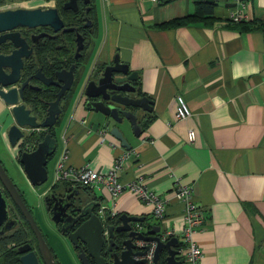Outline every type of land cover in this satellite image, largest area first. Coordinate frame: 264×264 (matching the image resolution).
<instances>
[{
	"label": "crops",
	"instance_id": "0c3cea01",
	"mask_svg": "<svg viewBox=\"0 0 264 264\" xmlns=\"http://www.w3.org/2000/svg\"><path fill=\"white\" fill-rule=\"evenodd\" d=\"M252 1L247 20L264 18ZM211 6L208 18L184 22L194 13L195 0L97 4L100 57L107 61L117 53L138 73L141 91L153 101L139 136L126 127L131 152L118 179L142 182L164 199L166 221L179 236L184 219L173 191L180 184L192 187L205 218L193 236L202 250L201 264H264V30H236L229 7ZM177 95L191 112L182 120L175 117ZM67 108L57 161L66 153L68 166L111 169L123 153L120 143L97 132L82 98ZM11 121L10 108L0 100L4 130ZM59 126L53 129L56 138ZM189 130L195 132L192 142ZM4 143L9 151L7 138ZM115 209L151 216L150 206L129 191L119 195ZM70 260L58 262L79 264L75 257Z\"/></svg>",
	"mask_w": 264,
	"mask_h": 264
},
{
	"label": "water",
	"instance_id": "95a60500",
	"mask_svg": "<svg viewBox=\"0 0 264 264\" xmlns=\"http://www.w3.org/2000/svg\"><path fill=\"white\" fill-rule=\"evenodd\" d=\"M205 1L225 7L232 6L230 3H221L217 0ZM95 8H97L96 1ZM51 11L17 9L0 12V43L7 40L14 48L7 55L0 54V100L10 108L12 118L11 123L5 128L9 147H18L26 133L32 129L45 130L43 139L34 148L27 151L18 147L17 153L13 155L28 182L33 186L47 181L49 157L57 148V138L53 129L60 125L62 116L68 109L63 111L60 107V98L67 90L72 91L68 104L72 100L82 98L84 109L94 117L93 123L98 127L97 132L103 137L106 134L111 136L120 143L123 151L129 153L131 145L125 137L126 127L130 128L133 135L139 136L144 117L151 113L153 104L152 99L141 91L138 73L130 70L127 63L121 62L116 53L98 70H94L95 63L93 60L90 62L88 58L83 63H72L68 68L56 69L53 75L55 80L51 77L45 81L41 70L33 74L31 77L40 78L45 84L53 83L59 89L56 98L48 102L44 119L38 121L25 104L21 103L23 87L30 78H27L20 87L17 86L23 68V59L27 58L31 51L26 38L18 29L54 26L53 21H58V18L50 14ZM59 27L54 26V31H58ZM81 48L77 45L74 61L78 60ZM5 68L9 70L5 71ZM59 119L60 122L57 123ZM67 182L71 183V187H75L72 181ZM58 183L61 184L55 179V183L46 192L45 204L55 224L59 221L65 222L61 220L63 216L70 219L68 230L66 231L62 225L61 233L67 234L73 245L79 241L86 248V251L75 253V259L79 264H147L148 255L152 264H159L161 260L164 264H181L178 257H180L182 236L175 235L170 226L169 229L173 232L171 235L166 233L167 230L165 231L162 224L152 215L135 216L119 213L116 209L112 210L113 215L107 214L111 211L110 208L105 207L108 196L105 197L100 188H82L85 190L82 195L79 191L68 193L67 189V194L62 197L56 193L57 190L62 189L61 186L54 189ZM0 185H3L13 204L19 209L37 242L39 256L28 242L18 247L19 263L58 264L33 214L1 160ZM69 197L71 198L69 204H60ZM10 205L0 188V235L11 230L18 222L10 218L8 209ZM57 206L60 207L62 215L57 214ZM70 206L72 210L67 212L65 208ZM114 233L121 237L120 245L117 251H113L106 259L101 254L104 238L108 235L111 243Z\"/></svg>",
	"mask_w": 264,
	"mask_h": 264
},
{
	"label": "flooded vegetation",
	"instance_id": "af4514ba",
	"mask_svg": "<svg viewBox=\"0 0 264 264\" xmlns=\"http://www.w3.org/2000/svg\"><path fill=\"white\" fill-rule=\"evenodd\" d=\"M95 1L96 0H0V12L17 9H40L42 11L54 10L55 12L51 11L50 14L56 15L58 18V21H53L55 27L60 26L58 31H54V26L51 25L35 27L32 29H18L21 35L26 38L29 44L28 48L31 51L28 57L23 59V68L20 71V78L17 86L20 87L27 78H30L23 87V98L21 103L25 104L26 108L30 110L32 115L36 116L38 121L44 119L48 102L56 98V93L59 89L53 83L45 84L40 78L31 77L33 74H36L38 70H41L45 81L51 77L52 80H55L53 75L56 69L68 68L72 63H83L84 61H87L88 58H93V62L95 63L94 70H98L105 62V60L100 57V42L98 39L99 24L97 14H95ZM77 45L82 48L79 51L80 55L78 60L74 61ZM13 49L14 48L7 40L0 43V54L2 55L11 53ZM8 70V68H5V71ZM71 92V89L67 90L64 95L61 96V109H67L68 98L71 95ZM1 124L3 125V128H1ZM42 133H45V130L42 128L28 131L20 141V144L18 145L19 149L24 150L25 146L34 147L36 142L35 136L39 137ZM31 136L35 137V141L25 143ZM0 141H4V123L2 122L0 123ZM21 144H24L23 148H21ZM78 186L83 185L75 183V187H71V185L62 187V189L57 190L56 193L64 197L67 194L68 189V193L79 191V194L81 193L82 195L85 190ZM0 188L4 194L3 185H0ZM70 201L71 198L69 197L60 204H69ZM59 206H57V214L62 215ZM65 209L67 212H70L72 207H66ZM48 210L49 209H47V211ZM74 215H76V213H74ZM10 218L18 220L19 222L18 217L14 218L10 215ZM61 220H64L65 222L59 221L57 224H54L58 232L70 245L74 255L82 250L86 251L84 245L79 241H77L76 245H73L69 241L67 234L61 233L62 225H64L63 228L67 231L71 222L66 216L61 217ZM17 224L11 230L15 229ZM44 238L48 243L45 236ZM120 239L121 237L117 233H114L110 243L108 235L105 236V241L101 248V254L106 257V259L110 257L113 251H117V247L120 245ZM30 245L38 254L37 242L33 241ZM48 246L56 258L53 246H51L50 243H48Z\"/></svg>",
	"mask_w": 264,
	"mask_h": 264
},
{
	"label": "built area",
	"instance_id": "2783aa9c",
	"mask_svg": "<svg viewBox=\"0 0 264 264\" xmlns=\"http://www.w3.org/2000/svg\"><path fill=\"white\" fill-rule=\"evenodd\" d=\"M153 3H158L160 0H149ZM221 3H230L229 19L232 22H239L248 19V4L249 0H217ZM176 108L175 117L177 120H182L190 116V108L181 95L175 98ZM195 139V132L189 130L187 133V141L192 142ZM32 146H25L24 150H31ZM129 152L123 151L118 157L114 159L111 169L106 172H99L92 170L89 166L83 165L79 168L68 166L65 163L66 153L56 162L55 165V179L59 182L72 181V183H79L86 187L105 188L108 192V200L105 207L110 208L107 214L113 215L112 210L115 209L116 200L120 194L125 191L133 192L138 199L150 206L151 215L157 219L162 227L165 228L167 234H173L169 229V222L166 221L165 216V200L157 196L142 182L132 180L127 183H121L118 179V172L122 171L128 159ZM174 196L182 204V217L184 219V228L182 231V244L180 247V261L181 264H201L202 250L193 236L196 231L204 223V216L192 198V187L180 184L173 191ZM148 263L150 255H148Z\"/></svg>",
	"mask_w": 264,
	"mask_h": 264
},
{
	"label": "rangeland",
	"instance_id": "374dc122",
	"mask_svg": "<svg viewBox=\"0 0 264 264\" xmlns=\"http://www.w3.org/2000/svg\"><path fill=\"white\" fill-rule=\"evenodd\" d=\"M254 4L253 6L256 8L258 12H262L264 10V0H253ZM96 3L100 4V0H96ZM103 30V29H102ZM93 60L90 59V62ZM90 62L88 60V66L90 65ZM65 127V123L63 122L61 126L57 128V150L54 154L53 158L48 163V178L47 181L41 185L33 186L31 185L27 178L25 177L23 171L21 170L20 166L16 163L14 160L12 154L10 153L11 149H14L17 153L18 147L15 146L14 148H10L9 151L5 147V143H1L0 148V159L2 160V163L5 165L4 160L6 159V165H9L10 170L9 176L14 180L13 183H15L18 187V189L23 193L25 200L29 207L31 208V212L41 229L43 235L46 237L48 243L53 246L54 251L58 257L59 260L64 262H70V258H76L74 255L70 245L67 243L66 239L58 232L56 229V226L54 222L51 220V217L49 215V212L47 211V207L45 204L44 196L46 192L50 189L54 173H55V165L57 161V157L59 154V151L61 149V136L63 133ZM1 128H3V125L1 124ZM4 140L6 141V130H4ZM43 192V193H42ZM96 193H98L96 191ZM58 260V261H59Z\"/></svg>",
	"mask_w": 264,
	"mask_h": 264
},
{
	"label": "trees",
	"instance_id": "16d2710c",
	"mask_svg": "<svg viewBox=\"0 0 264 264\" xmlns=\"http://www.w3.org/2000/svg\"><path fill=\"white\" fill-rule=\"evenodd\" d=\"M211 4L212 3L206 2L205 0H195L194 13L185 17L182 21L186 22V21H189L191 19H197V18L203 19L205 17L208 18L207 15H210L212 12ZM232 27L235 28L236 30L244 31V32L245 31H252V30H264V18H256V19H252V20H242L239 22L232 23ZM70 97H71V95L68 98V102L70 100ZM65 109H63V111ZM60 119H59L58 123L60 122ZM44 135H45V133H42L39 137L35 136L36 137L35 146H36L37 142H39L43 139ZM35 137L31 136L25 143H27V142L31 143L32 141H35ZM24 144H21V148H23ZM34 147H32V148H34ZM21 150H23V149H21ZM54 154L49 157V160H51L53 158ZM3 166L5 168V165H3ZM6 172L9 175V172L7 169H6ZM12 181L14 182L13 179H12ZM69 185H71L70 182H67V181L61 182L60 185H59V183H58V185H55L54 189L57 186H61V188H62V187H66ZM16 187H18V186L16 185ZM79 187H82L83 189L86 188V186H84V185L79 186ZM18 191H19L20 195L22 196L23 200L25 201L26 205L28 206V208L30 209V212H31V208L27 204L23 193L19 189H18ZM4 197L11 204L8 208L10 215L14 218L18 217L19 222H18L17 227L15 229L10 230V231L4 233L3 235H0V264H20L19 263L20 253L18 252V247L27 243V242L31 244V243H33V241L35 242L36 240H35V237H34L32 230L30 229V227L28 226V224L24 220V217L20 213L19 209L13 204L11 198L9 197V195L7 194V192L5 190H4ZM96 199H98V197H96ZM16 214H17V216H16ZM56 261H57V259H56ZM57 263L60 264V262H58V261H57ZM159 264H164V263L161 260L159 262Z\"/></svg>",
	"mask_w": 264,
	"mask_h": 264
}]
</instances>
